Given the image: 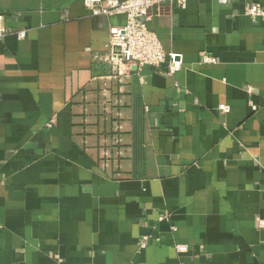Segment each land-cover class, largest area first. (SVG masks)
<instances>
[{
    "label": "crops",
    "instance_id": "crops-1",
    "mask_svg": "<svg viewBox=\"0 0 264 264\" xmlns=\"http://www.w3.org/2000/svg\"><path fill=\"white\" fill-rule=\"evenodd\" d=\"M256 2L152 10L148 27L183 55L170 77L107 61L124 14L0 0V264H264Z\"/></svg>",
    "mask_w": 264,
    "mask_h": 264
},
{
    "label": "built area",
    "instance_id": "built-area-1",
    "mask_svg": "<svg viewBox=\"0 0 264 264\" xmlns=\"http://www.w3.org/2000/svg\"><path fill=\"white\" fill-rule=\"evenodd\" d=\"M87 8L93 15H113L124 14L126 22L122 26H113L110 29V40L107 61L113 66L117 73L127 72L131 66L142 68L152 66L163 74L173 77L183 67V55L173 51H166L158 35L152 31L147 20L152 16L155 5L158 8L166 0H121L115 5H110L106 0H84ZM175 1V0H171ZM185 5L186 0H177ZM221 3H228L229 0H219ZM245 14L253 20L264 17V5L252 3ZM5 32L4 29L1 31ZM19 37L26 36V30L16 32ZM202 63H217V58L210 53L201 54ZM252 91L251 86L248 87ZM219 108L224 112L230 111V106L221 104ZM254 109L257 107L254 105ZM167 216L163 215L159 219L163 220ZM260 227H264V219L258 217ZM151 235L145 234L139 245L146 247ZM185 246L177 245L179 251L184 250Z\"/></svg>",
    "mask_w": 264,
    "mask_h": 264
},
{
    "label": "water",
    "instance_id": "water-1",
    "mask_svg": "<svg viewBox=\"0 0 264 264\" xmlns=\"http://www.w3.org/2000/svg\"><path fill=\"white\" fill-rule=\"evenodd\" d=\"M157 9H158V5H155V6L153 7V11L156 12Z\"/></svg>",
    "mask_w": 264,
    "mask_h": 264
}]
</instances>
